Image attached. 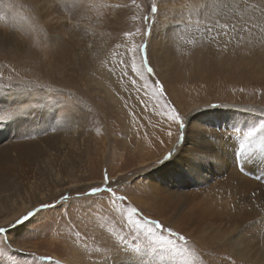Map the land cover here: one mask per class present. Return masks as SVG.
I'll list each match as a JSON object with an SVG mask.
<instances>
[{"label":"rangeland","instance_id":"rangeland-1","mask_svg":"<svg viewBox=\"0 0 264 264\" xmlns=\"http://www.w3.org/2000/svg\"><path fill=\"white\" fill-rule=\"evenodd\" d=\"M160 1L157 0V3ZM94 2L98 0H62L63 12L54 8L53 0L0 2V15L4 17L0 19V62L15 68L20 77L74 94L85 109H91L95 118L93 120L86 116L84 126L70 131L50 132L47 136L32 131L31 135L36 137L33 140L21 138L22 133L30 131L29 126L17 128L15 125H5L0 128V223L26 211L24 207L28 204L29 208L38 206L40 202L57 204L56 209L45 210L39 219L29 225L36 229L35 232L27 233V225L10 230L8 235L13 241L9 250V256L13 258L10 264H56L58 260L62 264H70L69 260L74 264H91L90 253L73 246L68 223L60 213L64 207L71 205L72 222L77 223V216L80 215L86 223L88 218L83 213L88 210H78L77 205L98 200V197L84 196L79 201L70 199L64 206L59 204V197L67 193L74 198L76 192L87 191V185L100 183L105 168L110 175L125 178L120 187H126L124 194L143 215L183 232L190 242L206 253L202 257L205 264H226L220 258L225 254H231L236 264H264V223L248 226L250 221L264 218V180L257 178L264 174V169H245L242 173L232 162L231 142L224 145L219 139L221 132L229 125L246 128L258 122L259 114L264 111V62L258 58L259 54L252 52L249 57L245 54L247 59L242 60L237 72L232 66L212 68V65L201 60L188 63L181 60L177 49L174 51L176 55L172 52V58H165L171 61V64L165 62L167 66L161 67H164L165 74L155 71L156 77H146V86L144 81H137L133 87L125 80V91L122 85L118 86L117 77L101 69L99 60L85 51V42L95 39L97 48L104 49L101 59L111 60V45L117 42L113 38L118 36L121 28L126 27L122 19L116 17L108 27L95 28V10L83 6ZM139 2L147 10L151 0ZM192 2L197 3L196 0H163L164 7L172 5L178 11L168 19L184 21L172 32L174 36L187 25L190 27L194 24L193 18L181 14V10ZM256 13L257 24L264 23V15ZM66 14L74 15L76 19L73 22L80 27L72 29L70 25L65 29L57 24V30L64 38L49 46L45 33L35 27L34 18L40 26L50 29L53 21H61ZM247 15L250 17V14ZM166 17L159 16L158 20L162 19L164 23ZM136 26L144 32L141 22L138 21ZM245 28L250 30L249 33L255 32L254 36L251 34L255 40L252 38L246 45H252L255 50L264 49L261 31L253 32L255 27L251 28L249 24ZM84 29L89 31L88 37L84 36ZM93 31L96 32L95 37L92 36ZM152 36H137L136 43H147L148 60L156 70L152 63L153 57L156 60V52L149 47ZM168 40L165 38L163 42L173 45ZM63 42L69 44V52L66 55L57 54V47ZM212 52L209 59L217 63V53ZM136 59L139 65L142 53ZM205 70H208L207 73ZM0 71L5 76L10 74L7 69ZM156 78L164 86L163 97L153 93ZM59 99L63 101L67 97L61 96ZM166 103L176 106L182 115H192L189 117L186 144L173 160L159 166L153 165L150 170L145 168V182L142 184L135 179L139 169L162 158L176 144L175 134L171 138L166 137L169 143L165 144L168 126L160 113L166 110ZM128 112L136 115L135 123ZM36 119L40 125H46L39 114ZM31 127L35 128L36 125ZM74 142L82 146L78 149ZM202 142L208 146L205 150L209 153H212V146L215 145L212 154L221 159L211 166L204 165L193 171L184 165V160L194 146ZM179 148L177 145L176 150ZM133 180L134 183H128ZM61 181L65 183L62 185ZM149 184L152 186L149 187ZM43 196L45 198L40 199ZM35 200L37 205L31 204ZM98 214L112 216L106 207ZM114 226L119 228L118 224ZM108 227L113 225L109 224ZM131 231L137 234L135 230ZM138 234L141 238L137 243L142 245L152 239L145 230H140ZM128 239L131 241L132 236ZM88 243L93 246L91 240ZM163 255L165 259L161 264H179L181 260V257H173L168 252H163ZM186 259L201 264L200 255H189Z\"/></svg>","mask_w":264,"mask_h":264},{"label":"snow or ice","instance_id":"snow-or-ice-1","mask_svg":"<svg viewBox=\"0 0 264 264\" xmlns=\"http://www.w3.org/2000/svg\"><path fill=\"white\" fill-rule=\"evenodd\" d=\"M243 3L246 8L250 6L254 11L264 15V6L248 5V0H243ZM261 4H264V0H261ZM53 6L58 12L64 11L62 0H53ZM83 6L95 10V28L108 27L116 17H120L123 24L126 25L125 28L120 29L118 36L113 38L117 42L111 45L112 51L109 53L112 57L111 60L101 59L104 49L97 48L95 39L85 42V51L94 59L99 60L101 69L107 70V72L116 76L125 91H127V86L124 84L125 80L133 87L136 86L137 81H144L146 86V77H156V72L148 60V45L146 42L137 44L136 37L151 36L153 26L160 23L158 17L161 15L162 9L158 6L157 0H151L147 10L139 0H116V2L98 0V2ZM216 6L215 4L204 3L199 6V9H190V11L194 10L197 11L198 15L206 16L208 8ZM142 12L143 15H141ZM181 14H183V9ZM3 18L0 15V19ZM22 18L26 19V17ZM75 19L74 15L66 14L61 21H53V26L50 29H45L34 18V25L45 33L47 44L51 46L64 38L57 30V24L65 29H68L70 25L72 29H76L80 26L78 23L73 22ZM138 21L145 29L143 33L141 28L136 26ZM182 22L184 21L177 22L173 19L168 23V27L175 32ZM202 27L205 28L207 33L213 32V28L209 25H202ZM216 27L222 30L226 36H228L229 31L233 33L236 31L235 23L217 22ZM251 27L264 32V27H260L258 24H253ZM83 31L84 36L88 37L89 31L87 29ZM242 31H248V28H243ZM220 34L217 31L212 39H216ZM92 36H96L95 31L92 32ZM229 42H231V37H229ZM33 47L36 46L33 45ZM4 51L7 52V49L5 48ZM141 53L142 59L138 65L136 57ZM0 69H7L10 73L5 76L4 72L0 71V128L5 125H15L17 128L29 126L30 131L22 133L21 138L33 140L36 137L31 135L32 131H38L43 136L49 135L50 132L56 133L58 130L67 129L70 131L73 128L84 126L86 116L92 117L91 109H85L83 103L74 94L63 89H53L50 85L41 84L33 79L20 77L16 69L9 64L0 62ZM25 71L27 70L25 69ZM153 83L154 95L163 97L165 90L162 82L156 78ZM117 95L119 94L117 93ZM61 96L67 97V99L61 101L59 99ZM120 99H123V97H120ZM124 107L127 109L128 105L125 103ZM164 107L166 110L160 115L165 118L168 126L166 135L171 138L175 134L176 144L173 145V150L166 152L162 158H157L139 169L135 179L140 180L142 184L145 182L143 178V173L146 172L145 168L150 170L153 165L159 166L173 160L186 144L187 130L190 123L189 117L192 115H182L178 108L171 103H166ZM216 107H219V105ZM37 114L40 115L41 120L46 121V126H40V122L36 119ZM128 115L135 123L137 120L136 115L132 112H128ZM92 119L95 118L92 117ZM32 125H36V127L32 128ZM173 127L175 131H173ZM229 128H231V131H229ZM229 128H225L221 132L219 139L223 141L224 145L231 142L233 148L232 162L236 168L242 173L245 169L248 171L257 168L264 169V111L259 114L258 122L247 125L246 128H240L235 124L229 125ZM177 145L180 146L178 151L176 150ZM207 147L203 142L195 145L193 150L186 156L184 165L195 171L204 165L211 166V164L221 159V157L212 154L215 152V145L212 146V153L205 150ZM221 155H223V145L221 146ZM257 178L264 180V174L259 175ZM124 181V177L112 176L109 170L105 168L102 181L87 185V191L76 192L74 198L67 193L60 195L59 204L61 206H64L65 202L70 199L79 201L84 196L98 197V200L77 205L78 210H88L83 213L88 218L86 223L80 215L77 216V223L72 222L71 205L64 207V210L60 213V216L68 223L73 246L90 253L91 264H161V261L165 259L163 252H168L173 257H181L179 264H194V261L186 259V257L200 255L201 264H205L202 257L206 253L199 250L194 242H190L183 232L171 226H166L158 219L143 215L141 210L131 203L128 195L124 194L126 187H120ZM128 183H134V180L128 181ZM148 186L151 187L152 185L149 184ZM252 195L255 196L256 193L253 192ZM105 207L110 210L112 216L105 217L98 214ZM56 208V203L40 202L38 206L31 207L12 220L0 225V264H10L13 259L9 256V250L12 249L13 244L8 235L10 230L21 225H27L29 228L27 233L35 232L36 229L29 227V225L39 219L40 214L44 213L45 210ZM254 223H264V218L259 221H250L248 226ZM81 224H83V227H80ZM109 224L113 227L109 228ZM115 224L119 225L118 229L115 228ZM131 230H135L137 234L134 235ZM140 230H145L151 236L152 239L149 243L144 245L137 243L141 238L138 234ZM23 236L28 238L27 235ZM105 236L108 239H104ZM129 236H132L131 241L128 239ZM89 240L92 241L93 246L89 245ZM17 251H22V249H17ZM220 258L226 264H236V260L231 254L222 255ZM56 264H62V262L58 260Z\"/></svg>","mask_w":264,"mask_h":264},{"label":"bare ground","instance_id":"bare-ground-1","mask_svg":"<svg viewBox=\"0 0 264 264\" xmlns=\"http://www.w3.org/2000/svg\"><path fill=\"white\" fill-rule=\"evenodd\" d=\"M196 1H197V3L192 2L191 5H189L188 7L185 8V10H183V14L186 15V17H188V18L189 17L193 18V21H195V22H194V24L192 23L193 25H190V27L187 25L184 30H182V31L180 30L181 33L177 32L178 37H177V33L174 36V34L172 33L173 31L168 27V23L170 22V20L168 19L169 16L176 15L178 13V11L177 10L175 11L173 9L174 6H172V5H168V6L164 7L163 6V0H161L160 3L158 4L159 7L162 9L160 17L163 15L167 16L166 17L167 19L164 21V23H162L161 22L162 19H160L159 20L160 23L154 26V30H153V34H152L153 36L150 39V45H149L150 50H153L154 53L156 52V56H157L156 60L153 59L154 57L152 56L153 57L152 60H154V61H152V60L151 61L153 63V66L156 67L155 71L158 74H160V72L165 74V72H163V70H165V69H163L164 67L163 68H161V67L167 66L166 63L171 62V61H166L165 58H170L171 53L176 51L177 49H178V52L180 54L181 60H183V61L185 60L188 63H190V62L198 63L201 60V62L205 61V63H209L210 64L209 66L212 65V68L216 67V66H218L220 68H230V66H232V68L234 70H236L237 72L239 71V66L241 65L242 60L245 58L247 59L245 54L248 55V57L250 56L249 53L252 54V52L256 53V55L259 54L258 58L262 59V61L264 62V49H260V48L258 49L257 48L258 50L257 49L255 50V49H252L253 48L252 45H246V44L250 43V41L253 38V37H251V34L254 36V34H255L254 31H256V33H257L258 28H256V30H254L255 28H253L254 34L249 33L248 32V31H250L249 29L247 31L248 32L247 34L245 32L243 33V31H242V29L245 28V25H247V24L252 25V24L258 23L257 22L258 16H257L256 11H254L250 6L246 8L244 3H243V0H200L199 2H198V0H196ZM204 3H208L209 5L215 4L217 6L214 8L209 7L207 10L206 16L198 15L197 11H194V10L190 11V9H199V6L201 4H204ZM252 4L264 6V4H261V0H248V5H252ZM175 9H177V8H175ZM244 9H248V11H244ZM247 14H250V17H248ZM249 18L250 19L253 18V19L250 20ZM217 22L228 23V24L235 23V25H236L235 33L229 31L228 36L224 35L222 30H220L216 27ZM202 25L211 26L213 28V32L207 33L205 31V28L202 27ZM258 25L260 27H264V23H259ZM247 27H250V26H247ZM217 31H219L221 34L216 39H212V36H214ZM261 34L264 36V32H261ZM155 36H156V38L154 39ZM229 37H231V42H229ZM241 37H242V39H241ZM165 38L169 39L168 42H172L173 45L170 46L167 44L169 46L168 47L165 44V42H163V39H165ZM180 39H181L182 44L180 43ZM253 39L255 40V38H253ZM182 40L184 43L182 42ZM183 44L185 46H183ZM237 45H239V46H237ZM225 46H227L226 49H225ZM57 49H58L57 54L66 55L69 52V44L63 42L57 47ZM211 52H212V54L217 53V57H215V59L218 60L217 63H214L212 60L209 59V53H211ZM175 55H176V53H175ZM181 60H179V61H181ZM169 64H171V63H169ZM192 66H193V64H192ZM196 67H198V66H196ZM197 70H198V68H197ZM202 70H203V68H202ZM191 71H193V70H191ZM205 71H206L205 73H207L208 70H205ZM193 72H195V71H193ZM162 77H164V76H162ZM141 82H143V81H141ZM117 83H119V82L117 81ZM118 86L122 87L121 84H118ZM239 117H240V115H239ZM200 123H202V122H200ZM203 124H205V123H203ZM40 126L43 127L46 125L41 124ZM166 137H168V136H165V144L167 145L169 142L167 143L168 139ZM74 144L76 145V147L78 149L82 146V144L78 143V142H74ZM58 182H60V181H58ZM61 182L62 183H60V184H62V185L65 183V181H61ZM46 196L49 197V194H47ZM43 198H45V196H43L42 198L40 197V199H43ZM40 199H39V201H40ZM36 200L31 202V204L37 205ZM28 208H29V204L24 207L25 210ZM3 222H5V221L3 220L2 223H0V224H3ZM262 243L264 245V240H262ZM263 248H264V246H263ZM68 262L70 264H74L70 260Z\"/></svg>","mask_w":264,"mask_h":264}]
</instances>
